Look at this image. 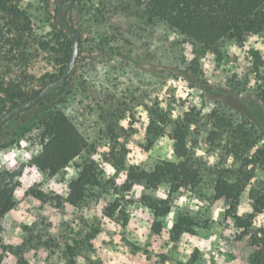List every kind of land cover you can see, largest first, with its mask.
Returning a JSON list of instances; mask_svg holds the SVG:
<instances>
[{
	"label": "rangeland",
	"instance_id": "obj_1",
	"mask_svg": "<svg viewBox=\"0 0 264 264\" xmlns=\"http://www.w3.org/2000/svg\"><path fill=\"white\" fill-rule=\"evenodd\" d=\"M145 3L79 0L68 14L82 36L72 93L59 108L92 148L49 176L31 164L40 150L37 128L30 125L19 137L13 135L16 126L6 129L0 138V171L21 176L15 207L0 221V264H188L194 254L195 264H251L249 237L227 216L230 204L214 197L219 171L233 166L225 147L228 138L214 145L209 136L212 122L222 116L245 125L257 141L251 153L264 154V136L254 133L238 101L257 100L252 52L264 55V35L242 44L224 41L211 50L151 18ZM20 5L31 17L33 32L23 34L22 23L0 12V84L19 86L32 97L61 66L59 51H45L39 42L50 41L60 49L62 40L54 36L53 0H23ZM8 109L0 105V119ZM156 109L172 121L193 109L199 114L189 134L191 154L202 172L199 187L171 195L168 184L158 189L131 185L125 169L106 159L113 149L124 147L128 166L152 170L159 161L174 160L170 125L149 143V111ZM90 162L100 185L89 186L84 200L73 206L66 201L69 184ZM260 182L264 163L251 186ZM250 190L240 197L238 213L243 216L253 211ZM167 199L171 210L160 219L162 233L155 234L152 225L159 219L149 201ZM183 212L198 225L194 233L174 240L169 232ZM254 222L255 228L264 227V210Z\"/></svg>",
	"mask_w": 264,
	"mask_h": 264
},
{
	"label": "trees",
	"instance_id": "obj_2",
	"mask_svg": "<svg viewBox=\"0 0 264 264\" xmlns=\"http://www.w3.org/2000/svg\"><path fill=\"white\" fill-rule=\"evenodd\" d=\"M23 0H0V12L8 16L16 23H22L23 34L27 31L33 32L31 28V17L21 7ZM51 4L52 0H45ZM54 18L56 29L54 36L59 35L62 42L60 49L52 45V42L41 41L43 50L59 51L60 71L59 74L48 75L49 84L54 86L35 105L19 112L0 125V138L6 131L17 127L13 133L15 137L26 134L30 125L37 128L36 139L39 142V152L33 156L31 164L35 165L41 173L56 176L60 174L77 157L92 148L73 123L70 117L63 112L59 106L68 101L72 93V81L74 80L78 60L69 78L60 86L55 83L61 78L69 64L73 38L66 33L59 24V10L68 0H53ZM76 0L64 15L63 21L66 26L81 33L70 20L68 15L74 9ZM141 1V0H137ZM146 12L151 18L164 22L169 28L177 33L193 40L194 42L211 50H217L224 41L232 40L244 43L247 38L254 35H264V0H145ZM80 51V45H79ZM80 53V52H79ZM255 57L254 72L258 77L257 100L249 101L241 107L247 121H251L254 133L264 136V55L260 51L252 52ZM45 78V79H47ZM46 85V86H47ZM204 89V88H203ZM41 92L29 97L19 86L14 84H0V105L8 110H13L20 104L32 100ZM237 97V96H236ZM5 111V110H4ZM194 109L186 112L184 116L172 121L161 109L149 111V125L147 136L149 143L152 138L165 132L170 125V139L173 141L174 160L159 161L152 170H145L139 166H128L125 162L126 148L120 152L114 149L106 155V159L118 168L127 172L128 182L132 184H144L152 189H158L163 184H168L170 194L178 192L182 188H197L202 182V172L198 160L191 154L189 147V134L193 124L197 122L199 114ZM213 130L209 140L214 145L225 139V147L228 156L233 159V166L219 171L214 194L216 200H224L230 204L227 216L235 221L238 229L243 230V236H248L254 252L251 264H264V227L255 228V219L264 210V182L252 185L254 174L259 165L264 163L263 151H251L257 145L252 140L254 134L246 130L245 125L236 124L229 119L218 116L212 122ZM152 137V138H151ZM264 155V154H263ZM21 173L0 171V221L15 207V194L19 186L18 178ZM97 169L94 162L86 163L81 169L79 176L70 182L66 201L76 206L85 198L89 186H99ZM250 190V201L253 211L245 216L238 213L240 197L248 188ZM38 199H43L42 194L37 193ZM150 208L154 211L159 221L152 225L155 234H161L163 223L161 218L168 215L171 210L170 199L162 201H149ZM116 206L111 210L113 213ZM110 213V214H111ZM198 225L196 218L190 213H180L170 235L172 239L179 240L184 234L194 233ZM196 254L188 264H195Z\"/></svg>",
	"mask_w": 264,
	"mask_h": 264
},
{
	"label": "water",
	"instance_id": "obj_3",
	"mask_svg": "<svg viewBox=\"0 0 264 264\" xmlns=\"http://www.w3.org/2000/svg\"><path fill=\"white\" fill-rule=\"evenodd\" d=\"M75 1L76 0H68L62 6V8L59 10V24H60V27L73 38V46H72V54H71V58H70L69 64L67 66L66 71L61 76V78L55 83L57 86L62 85L69 78L71 72L75 68L76 60H77L78 55H79V44H80L81 36L77 32H75L74 30H72L71 28L66 26L64 24V21H63L65 13L69 9V7L73 3H75ZM53 86H54L53 84L48 85L45 89H43L41 91V93L37 97H35L32 100L27 101V102H25L23 104H20L18 107H16L15 109L11 110L9 113H7L4 117H2L0 119V125L3 124L5 121H7L12 116H14L15 114H17L19 112H22L23 110L35 105L37 102H39L46 95L47 92H49V90Z\"/></svg>",
	"mask_w": 264,
	"mask_h": 264
}]
</instances>
